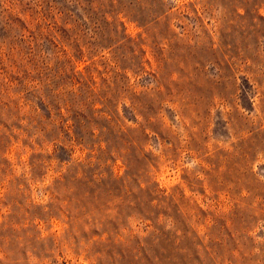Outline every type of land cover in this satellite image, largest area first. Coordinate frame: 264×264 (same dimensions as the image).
Wrapping results in <instances>:
<instances>
[{
    "label": "rangeland",
    "instance_id": "1",
    "mask_svg": "<svg viewBox=\"0 0 264 264\" xmlns=\"http://www.w3.org/2000/svg\"><path fill=\"white\" fill-rule=\"evenodd\" d=\"M0 264H264V0H0Z\"/></svg>",
    "mask_w": 264,
    "mask_h": 264
},
{
    "label": "trees",
    "instance_id": "2",
    "mask_svg": "<svg viewBox=\"0 0 264 264\" xmlns=\"http://www.w3.org/2000/svg\"><path fill=\"white\" fill-rule=\"evenodd\" d=\"M118 1H120V0H118ZM63 94H64V92H60V93H56V94H54V98H57V99L60 98V100H57V101H54V102H58V101H59V103L62 102V103H64V104H67L68 102H70V103H68V104H70V105H69V106H66L67 110H69V108H70V109L75 108L76 104H79L78 101H77L76 99H74V98H73V99H69V97H68V98H66V97L63 98V97H62ZM74 94H77V93L75 92ZM74 97H75V95H74ZM61 98H62V99H61ZM51 102H52V101H51ZM54 102H53V104H55L56 107H59V106H60V105H58L59 103H54ZM70 106H71V107H70ZM80 137H81L82 139L85 138L84 135H81ZM81 138H80V139H81ZM85 140H86V138H85ZM84 165H86V164H84ZM46 212H47V211H46ZM46 212H45V213H46Z\"/></svg>",
    "mask_w": 264,
    "mask_h": 264
}]
</instances>
